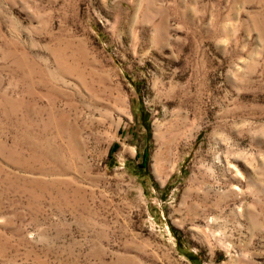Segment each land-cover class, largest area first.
Returning <instances> with one entry per match:
<instances>
[{
	"label": "rangeland",
	"instance_id": "obj_1",
	"mask_svg": "<svg viewBox=\"0 0 264 264\" xmlns=\"http://www.w3.org/2000/svg\"><path fill=\"white\" fill-rule=\"evenodd\" d=\"M0 264H264V0H0Z\"/></svg>",
	"mask_w": 264,
	"mask_h": 264
}]
</instances>
